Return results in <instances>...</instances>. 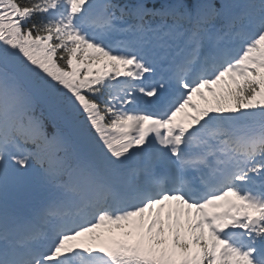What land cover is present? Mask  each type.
<instances>
[{
    "label": "snow or ice",
    "instance_id": "snow-or-ice-1",
    "mask_svg": "<svg viewBox=\"0 0 264 264\" xmlns=\"http://www.w3.org/2000/svg\"><path fill=\"white\" fill-rule=\"evenodd\" d=\"M0 264H264V0H0Z\"/></svg>",
    "mask_w": 264,
    "mask_h": 264
},
{
    "label": "trees",
    "instance_id": "trees-1",
    "mask_svg": "<svg viewBox=\"0 0 264 264\" xmlns=\"http://www.w3.org/2000/svg\"><path fill=\"white\" fill-rule=\"evenodd\" d=\"M98 231H100V232H103V231H104V229L102 228V229H100V230H98Z\"/></svg>",
    "mask_w": 264,
    "mask_h": 264
}]
</instances>
